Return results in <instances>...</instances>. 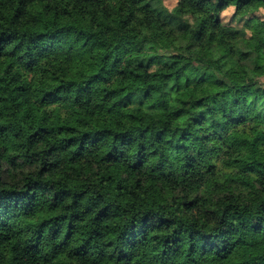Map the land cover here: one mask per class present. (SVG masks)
Instances as JSON below:
<instances>
[{
	"label": "trees",
	"instance_id": "1",
	"mask_svg": "<svg viewBox=\"0 0 264 264\" xmlns=\"http://www.w3.org/2000/svg\"><path fill=\"white\" fill-rule=\"evenodd\" d=\"M261 10L0 0V264H264Z\"/></svg>",
	"mask_w": 264,
	"mask_h": 264
},
{
	"label": "rangeland",
	"instance_id": "2",
	"mask_svg": "<svg viewBox=\"0 0 264 264\" xmlns=\"http://www.w3.org/2000/svg\"><path fill=\"white\" fill-rule=\"evenodd\" d=\"M150 1L152 6L156 8L159 12H162L164 17L170 18L173 21V25L175 28H179L184 24L183 19L174 17L173 8L177 4V0H150ZM257 14L264 16V10L259 11ZM233 16H234V8H229L224 13L225 22L232 23L235 26H237V28L241 29L245 21L239 17L233 20Z\"/></svg>",
	"mask_w": 264,
	"mask_h": 264
}]
</instances>
